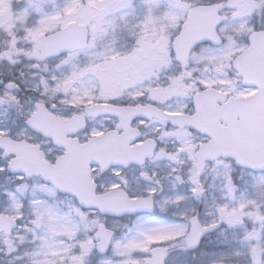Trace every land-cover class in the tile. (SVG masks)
<instances>
[{"label":"snow or ice","instance_id":"snow-or-ice-1","mask_svg":"<svg viewBox=\"0 0 264 264\" xmlns=\"http://www.w3.org/2000/svg\"><path fill=\"white\" fill-rule=\"evenodd\" d=\"M0 264H264V0H0Z\"/></svg>","mask_w":264,"mask_h":264}]
</instances>
